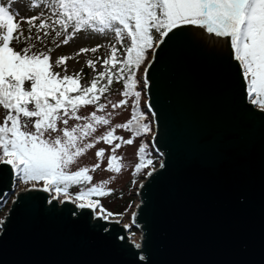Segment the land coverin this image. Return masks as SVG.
I'll list each match as a JSON object with an SVG mask.
<instances>
[{
    "label": "water",
    "instance_id": "95a60500",
    "mask_svg": "<svg viewBox=\"0 0 264 264\" xmlns=\"http://www.w3.org/2000/svg\"><path fill=\"white\" fill-rule=\"evenodd\" d=\"M198 30L174 29L145 64L160 160L137 185L130 225L38 185L18 193L0 163V202L13 195L0 264H264V111L249 101L230 40L228 54L208 58Z\"/></svg>",
    "mask_w": 264,
    "mask_h": 264
},
{
    "label": "snow or ice",
    "instance_id": "6c2138e0",
    "mask_svg": "<svg viewBox=\"0 0 264 264\" xmlns=\"http://www.w3.org/2000/svg\"><path fill=\"white\" fill-rule=\"evenodd\" d=\"M15 2L7 0V5L0 4V107L5 110L0 122V163L10 166L20 182L33 188L42 181L44 192L56 193L52 199L63 196L61 203L70 201L79 209L94 212L99 208L97 218L105 220L114 215L106 212L98 199H92L111 195L112 190L106 188L110 181L83 187L92 180L88 173L100 168L105 149L96 151L97 164L74 172L68 169L78 157L95 147L91 142L81 146V141L94 133L97 125L109 124L107 117L112 113H97L104 111L106 105L100 100L114 82L122 83L119 94L123 99L108 103L115 110L126 106L128 98L134 97L131 117L98 136L95 142L113 145L114 140L120 141L112 147L105 170L119 174L125 167L121 163L123 157L115 155L116 150L122 145H132L137 137L150 131L140 110L137 72L148 51L154 52L159 41L174 29L195 26L225 38V42L230 38L249 101L264 111V0H30L29 10L40 9L39 14L14 22L18 12L10 8ZM23 22L29 25L28 35L21 28ZM81 31L104 37L111 35L114 41L108 45L105 57L86 62L94 72L97 63L104 69L96 72L89 85L80 83L82 69L73 75L66 74V61L71 56H60L53 65L51 47L33 51L38 44L45 45V38L52 33L54 39L63 37L56 44L59 48ZM30 40L35 43H28ZM16 44L24 46L16 50ZM102 47L98 44L80 48L76 55L96 53ZM54 66H64L65 74L53 71ZM147 71L145 67L144 73ZM89 105H95L96 110L86 117L78 115L82 107ZM71 119L85 122L69 128ZM60 123L64 127H59ZM116 129L130 132L131 138L116 136ZM54 133L58 134L53 136ZM146 147L142 142L136 152L139 162L133 176L152 163L146 160ZM74 186H80L75 194L69 191Z\"/></svg>",
    "mask_w": 264,
    "mask_h": 264
},
{
    "label": "rangeland",
    "instance_id": "374dc122",
    "mask_svg": "<svg viewBox=\"0 0 264 264\" xmlns=\"http://www.w3.org/2000/svg\"><path fill=\"white\" fill-rule=\"evenodd\" d=\"M29 3L30 0H16L15 3L11 5L10 11L13 12H18V16L14 18V22L19 21L21 17L23 18H30L33 15H38L40 12V9H33L29 10ZM0 4L7 5V0H0ZM45 12H48L47 9H45ZM36 23H39V20L36 21ZM27 23L23 22L21 23V28L25 32ZM114 42L113 37L111 35L104 37L99 34H93L91 32H85L81 31L77 33L72 40L69 41L67 45L61 44L59 48H55L51 53V62L55 63V60L60 57V56H71L72 58L66 61V66H67V73L68 75H73L76 72H80L81 69L83 70L81 73V80L80 83L82 85H87L90 83L92 78L96 75V72L102 71L103 68L101 67V63L96 64V72H94L91 68H89L86 64V62L89 59L95 60L97 57H105L108 54V45L110 43ZM104 45V47L100 48L96 53L92 52H87V53H81L79 56L76 55V53L79 51L80 48H91L95 47L96 45ZM16 50H20V47L16 44L14 45ZM119 47V45L117 46ZM122 52L123 49H120ZM151 56V52H150ZM150 56L148 57L147 61L150 59ZM146 61V63H147ZM145 63V64H146ZM144 67L143 66L140 76L142 80V87H143V94L145 95V100H146V94H145V81L144 79ZM55 72L61 73V75H64V66L60 67H53L52 69ZM121 89L115 88L113 90H109L107 93L104 94V96L101 98L100 103H104L106 105L105 109L103 112H98V115H107L108 113H112L111 116H108L107 118L109 119V124L108 125H97V130L92 133L89 137L81 141V146L86 143H95V147L88 149L82 156L78 157L72 165H70L68 171H76L81 167H91L95 164L98 163V159L95 155L96 151L98 149H105V154L100 162V168L97 169L94 172H89L88 175L92 177V180L90 183H86L83 185V187L88 188L93 185L98 184L101 181H110L107 185L106 188H112L115 190V192H120L122 195H127L130 197V201L125 203V206L120 209L116 210L113 208L114 204L116 202L122 203L124 199L118 198L115 202L106 198H102L99 200L100 205L103 206V208L106 210V212H114L113 216L110 218H119L122 220V222L126 225H130V214L137 202V196L135 194V191L137 189L138 183L142 179V175L145 174L149 169L154 168L158 165L159 160H160V155L154 150L153 146L152 149L155 151L152 156H154L157 161L155 162L154 166L147 167L146 170L142 174H139L135 178L131 179V174H132V169L134 168L136 161H137V156L136 152L142 143L141 139L137 137L132 145H122L121 148L116 150L115 155L119 157H123V160L121 161L122 164L125 165V167L122 168L121 172L119 174L113 173L111 171L105 170L107 168V163H108V158L110 155H112V147L116 144L119 143L120 141H113V145H108L104 143L103 141H100L99 143H96V138L98 136L103 135L109 130H112L115 125L117 124H123L125 123L128 119L131 117V105L133 101V97L128 98V104L124 107L117 108L115 110L112 109L111 104L108 103V101H111L112 103L118 102L120 99H123V97L119 94ZM146 104V103H145ZM96 110L95 105H89V106H84L78 111V115L80 116H88L90 113ZM85 121H77L75 119L69 120L68 127L71 128L72 126H75L76 124H82ZM59 127H64L62 123L58 125ZM58 133H54L53 136L57 135ZM153 134V131L149 135V141L151 138V135ZM116 136L123 137L125 140L131 138V133L128 131H125L123 129H116L115 131ZM151 144V142H150ZM112 177H115L112 179ZM39 184V182H37ZM40 184L43 186V182H40ZM28 184L21 183L18 181L16 178V189L20 190L21 188L27 186ZM78 190H80V186L76 187ZM16 190V191H18ZM13 198V195L8 197L7 199L4 200L6 202L5 206L1 208L0 210V220L3 217V214L5 213L10 200ZM109 200V202H107ZM97 213L99 212V208H97ZM132 231V232H131ZM130 231V236L132 239H136L138 237V231L135 229H132ZM137 241V240H136Z\"/></svg>",
    "mask_w": 264,
    "mask_h": 264
},
{
    "label": "trees",
    "instance_id": "16d2710c",
    "mask_svg": "<svg viewBox=\"0 0 264 264\" xmlns=\"http://www.w3.org/2000/svg\"><path fill=\"white\" fill-rule=\"evenodd\" d=\"M37 24H39V23H37ZM28 27H29V25L27 24L26 25V28H25V32H24L25 35H28V31H27ZM32 31H33V36H35V31L36 30L33 29ZM69 31H71V29H69ZM53 37H54V33H52L49 37L45 38V45L38 44L37 47L35 49H33V51L39 52V51L42 50V48L46 49V47H51L53 50L55 48H57L56 47V44L60 43V40H62L63 37H61L60 40L54 39ZM28 43H30V44L31 43H35V41L34 40H30V41H28ZM17 45L20 48L24 46V45H21V44H17ZM150 52H151V50L148 51L147 58H146L144 64L140 67V69L137 72V79H138L139 83L137 85L136 91H139L141 93V97H140V110L142 112H144V114L146 116V119L144 120V123H147L149 125V128H150V131L148 133L142 135V136H139V139H141V141L147 146L146 147V152H147L146 160L147 159H150L152 161V163L150 165H147V166L143 167L141 169V171L138 174H136L135 176H133V172L135 170V166H134V168L132 169L131 179L135 178L139 174H142L144 172V170L147 169V167L154 166L155 165V162L157 161V159L154 156H152L155 151L152 149V146H151L150 141H149V135L153 131V119H152V116L150 114V111L147 109V106L145 104V95L143 94L142 80H141V76H140V72H141L143 66L145 65L148 57L150 56ZM102 83H106V81H102ZM89 84H87V85H89ZM115 88H119V89L122 90V83H115L114 82L113 85L110 87L109 90H113ZM133 100H134V97H133ZM4 115H5V110L2 107H0V122L3 121ZM138 162L139 161H138V158H137L136 163H138ZM39 184H40V182H39ZM76 187L77 186H74V187L70 188L69 191L71 193H73V194L79 192V190ZM108 189H111L112 190V194L111 195H106V196H102V197L93 196L92 199H98V200H100L102 198H106V199H109L111 201L113 200L114 202L116 200H118V198L124 199V201L122 203L116 202L114 204L113 208L116 209V210L122 209L125 206V203H127L128 201H130V197H128L127 195H122V193H120V192H115V190L112 189V188H108ZM53 193H55V192H53ZM109 200L107 202H109ZM5 204H6V202H4V201L3 202H0V210H1L2 207L5 206ZM111 213H114V212H111Z\"/></svg>",
    "mask_w": 264,
    "mask_h": 264
},
{
    "label": "bare ground",
    "instance_id": "6f19581e",
    "mask_svg": "<svg viewBox=\"0 0 264 264\" xmlns=\"http://www.w3.org/2000/svg\"><path fill=\"white\" fill-rule=\"evenodd\" d=\"M195 35L200 40L199 46L202 49V53L208 55V58L214 52V50H217L223 54H228L227 50H228L229 43H228V41L225 42V38H218L214 34L210 35L204 29L198 30L197 32H195ZM229 40H230V38H229ZM28 185H31V184H28ZM37 185L43 187L40 184H36V186ZM22 189H24V187Z\"/></svg>",
    "mask_w": 264,
    "mask_h": 264
},
{
    "label": "built area",
    "instance_id": "2783aa9c",
    "mask_svg": "<svg viewBox=\"0 0 264 264\" xmlns=\"http://www.w3.org/2000/svg\"><path fill=\"white\" fill-rule=\"evenodd\" d=\"M1 219H2V218H1ZM138 237H139V235H138ZM138 237H137L136 239H134V240H133L132 237H131V239H132L133 241L137 242L136 240H138Z\"/></svg>",
    "mask_w": 264,
    "mask_h": 264
}]
</instances>
